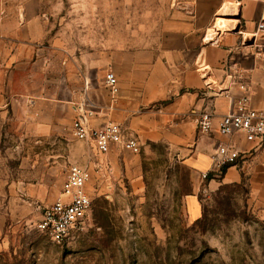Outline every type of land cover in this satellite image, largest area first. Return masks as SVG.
<instances>
[{
	"label": "rangeland",
	"instance_id": "obj_1",
	"mask_svg": "<svg viewBox=\"0 0 264 264\" xmlns=\"http://www.w3.org/2000/svg\"><path fill=\"white\" fill-rule=\"evenodd\" d=\"M50 34L69 56L98 55L156 42L177 0H36ZM46 8V10H45ZM48 137L34 125L0 122V264H264V174L252 183L208 187L165 143L139 154L98 157L77 141L65 113ZM109 163V171L98 169ZM90 172L86 229L53 244L37 231L43 207L58 197L70 166ZM202 217L192 221L187 200Z\"/></svg>",
	"mask_w": 264,
	"mask_h": 264
},
{
	"label": "crops",
	"instance_id": "obj_2",
	"mask_svg": "<svg viewBox=\"0 0 264 264\" xmlns=\"http://www.w3.org/2000/svg\"><path fill=\"white\" fill-rule=\"evenodd\" d=\"M176 3L154 44L120 47L103 56L94 51L67 56L61 40L50 34L41 3L0 0V122L34 125L30 131L36 137H48L62 113L69 125L80 116L92 128L119 124L140 149L165 143L201 173L210 170V157L219 144L231 145L239 159L220 182L234 185L249 178L252 183L260 167L264 174V149L246 142L241 133L219 134L218 122L233 101L219 96L216 84L223 83L229 63L248 75L251 107L264 106V31L253 35L264 21V0ZM211 38L217 43L211 45ZM109 73L116 79L115 94L106 85ZM203 112L213 117L207 134L196 128ZM110 152L112 157L124 151L111 146L105 156ZM214 182L208 184L212 191L218 188ZM187 211L192 221L202 217L195 197L187 200Z\"/></svg>",
	"mask_w": 264,
	"mask_h": 264
},
{
	"label": "built area",
	"instance_id": "obj_3",
	"mask_svg": "<svg viewBox=\"0 0 264 264\" xmlns=\"http://www.w3.org/2000/svg\"><path fill=\"white\" fill-rule=\"evenodd\" d=\"M264 31V21L256 26L253 34L256 38ZM217 41H212L214 45ZM264 50V47H262ZM264 60V57H263ZM264 70V61H263ZM224 77L221 86L217 85L218 95L232 99L233 108L221 117L217 128L221 136L243 134L246 142L255 143L264 149V106L253 109L251 102V82L246 72L227 63L223 69ZM106 85L113 94L117 93V83L113 74L106 75ZM226 85L225 87H223ZM206 86H210L209 83ZM239 96L232 97L233 92ZM213 117L209 112H203L196 119L198 133L207 134L212 128ZM73 137L89 145L98 156L108 154L111 146H117L123 151L139 154L140 146L133 138H128L123 126L109 123L99 128H92L84 117L76 118L71 125ZM239 153L231 145L219 144L210 157L211 168L202 174V180H217L224 168L235 165ZM100 171H109L106 162H99ZM90 172L88 169L72 165L69 167L57 199L41 210V216L36 224L37 231L44 234L53 244L68 242L76 234L86 229L91 210L92 199L89 194Z\"/></svg>",
	"mask_w": 264,
	"mask_h": 264
},
{
	"label": "bare ground",
	"instance_id": "obj_4",
	"mask_svg": "<svg viewBox=\"0 0 264 264\" xmlns=\"http://www.w3.org/2000/svg\"><path fill=\"white\" fill-rule=\"evenodd\" d=\"M212 41H215V39H214V38H211V39L209 40V43H211Z\"/></svg>",
	"mask_w": 264,
	"mask_h": 264
},
{
	"label": "trees",
	"instance_id": "obj_5",
	"mask_svg": "<svg viewBox=\"0 0 264 264\" xmlns=\"http://www.w3.org/2000/svg\"><path fill=\"white\" fill-rule=\"evenodd\" d=\"M226 169H227V168H224V169L222 170L221 175H223V173L225 172Z\"/></svg>",
	"mask_w": 264,
	"mask_h": 264
}]
</instances>
